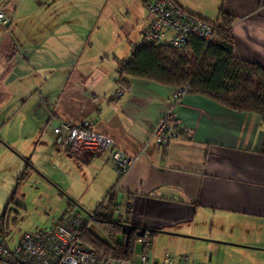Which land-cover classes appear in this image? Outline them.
Returning <instances> with one entry per match:
<instances>
[{
    "label": "crops",
    "instance_id": "1",
    "mask_svg": "<svg viewBox=\"0 0 264 264\" xmlns=\"http://www.w3.org/2000/svg\"><path fill=\"white\" fill-rule=\"evenodd\" d=\"M175 1L211 22L222 9L235 16V56L264 68V0ZM19 2H12L14 16L6 12L11 24L0 27L16 34V52L33 79L23 85L30 75L0 76L2 230L26 180L47 186L66 208L93 212L106 201L119 179L109 153L76 157L53 132L63 121L90 120L119 148L139 155L119 184L117 204L128 212L123 223L150 234L149 257L156 240L168 239L199 264H264V117L194 93L176 104V87L146 77L120 84V66L150 23L140 0ZM170 109L179 139L149 143Z\"/></svg>",
    "mask_w": 264,
    "mask_h": 264
},
{
    "label": "built area",
    "instance_id": "2",
    "mask_svg": "<svg viewBox=\"0 0 264 264\" xmlns=\"http://www.w3.org/2000/svg\"><path fill=\"white\" fill-rule=\"evenodd\" d=\"M142 1L150 17V23L143 32L142 45H168L185 50L192 37L208 44L215 39L217 32L212 22L185 11L175 0ZM11 22L12 18L0 10V26H8ZM125 91L126 88L122 87L118 93L122 95ZM189 92V85L177 87L174 92L175 103L178 104ZM174 117V110L170 109L157 123L148 142L168 145L178 140L179 128L172 123ZM53 131L65 150L76 157L88 152L109 153L119 176L109 197L116 193L122 178L139 159V155H130L119 148L112 137L98 132L90 120L82 123L63 121ZM88 214L89 218L84 219L74 205L68 207L58 223L38 232H25L14 247L9 246L0 227V264H176L172 258H166L163 263L150 259L146 251L151 242L150 234L135 241L129 259L101 257L93 247L83 243L86 226L95 220L99 212ZM140 245L144 249L136 253V247ZM178 264L199 263L185 257Z\"/></svg>",
    "mask_w": 264,
    "mask_h": 264
},
{
    "label": "trees",
    "instance_id": "3",
    "mask_svg": "<svg viewBox=\"0 0 264 264\" xmlns=\"http://www.w3.org/2000/svg\"><path fill=\"white\" fill-rule=\"evenodd\" d=\"M234 21L235 16L222 9L220 18L212 22L217 34L210 44L192 37L185 50L168 45H139L130 60L120 66L118 82L128 87L126 77H146L176 88L189 85V93L210 97L234 111L264 117V68L235 56ZM27 177L28 172H25L20 184ZM118 207L117 193L107 196L106 201L93 211L99 212L93 222L101 227L107 239L86 231L83 243L93 247L101 257L129 259L131 247L140 236L136 230L132 231L126 246L123 221H114Z\"/></svg>",
    "mask_w": 264,
    "mask_h": 264
},
{
    "label": "rangeland",
    "instance_id": "4",
    "mask_svg": "<svg viewBox=\"0 0 264 264\" xmlns=\"http://www.w3.org/2000/svg\"><path fill=\"white\" fill-rule=\"evenodd\" d=\"M19 1L20 0H0V10L14 16L12 2L15 6L20 3ZM140 1L143 5V1ZM26 2H28V0H26ZM143 8L146 14L144 5ZM22 27H24V25H22ZM14 36H16V34L8 31L6 27H0V76H5L12 72L21 73L23 75L28 74L30 75L28 79L22 82L24 85L30 82L33 77H31L32 74L26 62L22 60L21 55L16 52ZM12 40H14V43ZM37 56H39V52ZM60 124L61 123L57 124V126ZM5 133L8 135L7 130ZM26 181L29 182V184L26 186L25 182L22 184L18 192L17 202L12 204L10 218H8L5 227L6 233L4 232V234L10 246L18 242L25 232H38L52 226L55 223L53 220L68 209L66 208L65 202H61L60 199H54V195L47 191V186L35 184L34 179ZM26 193L27 196H25ZM76 209L82 214L84 219L89 218L88 213L90 210L81 209L79 207H76ZM127 213L125 207L120 208L114 216V221H119L121 217L124 221ZM86 231L102 239H107L104 231H102L101 227L95 222H90L84 233H86ZM141 247V245L136 247V253L142 251ZM189 254L190 252L185 250V248L183 249V246L172 244L168 239L156 240L154 248L150 251V257L158 258L161 255L162 257L173 258L176 264H178V261L181 262L185 257L189 259Z\"/></svg>",
    "mask_w": 264,
    "mask_h": 264
},
{
    "label": "water",
    "instance_id": "5",
    "mask_svg": "<svg viewBox=\"0 0 264 264\" xmlns=\"http://www.w3.org/2000/svg\"><path fill=\"white\" fill-rule=\"evenodd\" d=\"M124 232L127 234V238H126V246H128V241H129V237L132 231H137L138 236H144L146 234V229L143 227H138V226H134L132 224H126V223H121Z\"/></svg>",
    "mask_w": 264,
    "mask_h": 264
}]
</instances>
